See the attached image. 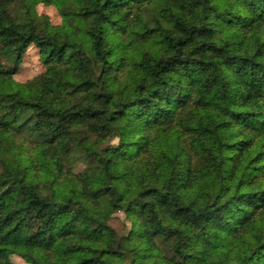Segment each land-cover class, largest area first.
Segmentation results:
<instances>
[{"label": "trees", "instance_id": "1", "mask_svg": "<svg viewBox=\"0 0 264 264\" xmlns=\"http://www.w3.org/2000/svg\"><path fill=\"white\" fill-rule=\"evenodd\" d=\"M0 167V264H264V0H0Z\"/></svg>", "mask_w": 264, "mask_h": 264}, {"label": "rangeland", "instance_id": "2", "mask_svg": "<svg viewBox=\"0 0 264 264\" xmlns=\"http://www.w3.org/2000/svg\"><path fill=\"white\" fill-rule=\"evenodd\" d=\"M37 10L40 14L49 16L52 23L54 24L62 23L63 18L57 6L53 4L48 5L45 3H40L37 5ZM141 46H143V44L138 43L136 47V54L139 53ZM144 46L146 48L158 47L160 46V43L156 40V38H153ZM44 71H45V65L40 58L39 49L36 48L35 46H31L27 50L26 54L24 55V58L19 66L18 72L15 75V78L18 81L25 82L41 74ZM77 164H78L77 169L78 170L82 169L85 166V161L79 160L77 161ZM0 170H1V167H0ZM122 219H123V215L118 214V216L113 220V224L117 228H120L122 225ZM11 259L14 264H29L22 257L15 255V254L11 256Z\"/></svg>", "mask_w": 264, "mask_h": 264}]
</instances>
